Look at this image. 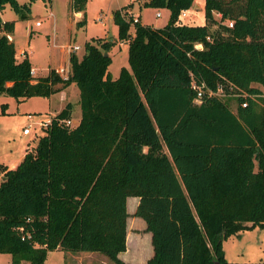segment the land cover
<instances>
[{"label":"trees","instance_id":"1","mask_svg":"<svg viewBox=\"0 0 264 264\" xmlns=\"http://www.w3.org/2000/svg\"><path fill=\"white\" fill-rule=\"evenodd\" d=\"M32 1L0 0V11L8 5L24 18ZM192 1L142 0L168 12L161 27L131 23V3L112 11L131 71L121 67L114 79L115 41L100 37L84 42L80 58L70 53L66 80L31 76L7 37L14 22L0 18V94L21 101L74 83L79 105L75 126L56 123L69 118L66 103L14 168L0 164V253L10 264H43L53 250L128 264L117 257L128 197L150 232L145 264H264L229 262L221 246L264 228V0H203V24H181ZM86 2L70 0V9L83 12ZM192 78L231 84L247 104L241 96L194 103Z\"/></svg>","mask_w":264,"mask_h":264},{"label":"rangeland","instance_id":"2","mask_svg":"<svg viewBox=\"0 0 264 264\" xmlns=\"http://www.w3.org/2000/svg\"><path fill=\"white\" fill-rule=\"evenodd\" d=\"M19 3L27 0H17ZM67 0H53L50 5L47 1L34 0L29 4V10L24 18L18 17L8 5L0 13L1 20H14V28L11 35L15 55L26 53L32 64L34 76H45L49 69L58 66H68V57L74 53L77 58L83 53V44L91 38L100 37L109 39L115 44L109 50L110 61L107 66L108 76L113 79L118 76L119 69L124 67L130 71L127 63V46L117 39V27L112 20V11L126 5L130 0H87L85 9L78 16L68 14ZM131 6L127 14L136 17L139 21L153 27H161L167 21V11L155 10L143 7L142 0L130 1ZM202 0H193L186 17L181 18V24H198L203 19ZM197 7L199 9H197ZM51 12L52 16H48ZM159 12V16H154ZM84 19L82 27H76L75 22ZM218 19V15L215 14ZM40 21L41 25L34 26V21ZM139 23V22H138ZM128 32L132 34V25ZM67 45H78L75 52H67ZM60 79V78H59ZM62 80V79H60ZM63 86L62 89H59ZM58 90L48 96H32L18 101L12 97L0 94V163L18 162L21 160L24 150H32L38 137L43 133L41 121L49 119L51 114L59 110L65 102H70V118H79V105L77 87L69 83L64 86L62 82L54 85ZM233 106V104H231ZM27 115L29 116L27 118ZM27 128L29 133L23 134ZM136 197L126 199V242L127 249L118 254V258L129 264H142L138 261L140 255L139 245L148 244L145 234L142 232L137 219L133 215L135 205L132 204ZM137 234V235H136ZM224 258L229 262H257L264 261V228L254 227L240 232L238 235L229 236L222 241ZM145 253L143 255H145ZM0 264H10V255L0 253ZM44 264H115L102 254L97 252H63L53 250L48 252Z\"/></svg>","mask_w":264,"mask_h":264},{"label":"built area","instance_id":"3","mask_svg":"<svg viewBox=\"0 0 264 264\" xmlns=\"http://www.w3.org/2000/svg\"><path fill=\"white\" fill-rule=\"evenodd\" d=\"M186 12H187V9L181 10L179 12L178 19L181 20V18H183L186 15ZM159 15H160L159 12H155L156 17H158ZM48 16H52V13L49 12ZM136 21H137V19L133 17L131 23H134ZM39 24H40V21H38V20L34 22L35 26H38ZM226 24L228 27H231L232 22L227 20ZM206 39L209 40V37L206 36ZM193 47L195 49H201V44L195 43L193 45ZM78 49H79L78 45H67L66 46L67 52H74ZM49 71H51L53 75H56L58 78H60L62 80H66L68 78V75H69V67L68 66L54 67V68L49 69ZM29 74L31 76L35 77L34 76V70L32 68H30ZM32 81L34 82L35 80H32ZM189 86H190V89L193 91L194 96H195V99L193 100L194 103H198L199 99L202 96H227V97L241 96L242 100L240 102V105H241V107H245L247 104V101L243 97L249 96V95H246V93H244V92L237 91L236 89L233 88V86L231 84H227V91H225L223 85L220 83H217L214 86V88H210V87H207L203 81L198 82L197 80L192 78L190 80ZM250 96H253V95H250ZM259 96H262V94H260ZM27 117H29V116L27 115ZM56 123L57 124L63 123L64 125H66L68 127H73L78 123V121L77 120L75 121L69 117V118H65V119H61V120H56ZM39 124H40V126H42V128L47 127L50 124V117H49V119H47L45 121H41ZM22 133L26 135L29 133V131L27 128H24L22 130Z\"/></svg>","mask_w":264,"mask_h":264},{"label":"crops","instance_id":"4","mask_svg":"<svg viewBox=\"0 0 264 264\" xmlns=\"http://www.w3.org/2000/svg\"><path fill=\"white\" fill-rule=\"evenodd\" d=\"M17 1V0H16ZM52 1L53 0H50L48 3L51 5L52 4ZM130 1H132V2H134L135 0H130ZM129 1V2H130ZM18 2V1H17ZM67 2V11H68V14H72V16L73 15H76V16H78L79 14H80V12H73L71 9H70V0H67L66 1ZM128 2V3H129ZM202 2H203V0H202ZM19 3V2H18ZM22 3H25V2H22ZM87 3V2H86ZM6 6V5H5ZM202 8H203V6H202ZM4 9V8H3ZM2 9V10H3ZM197 9H199L198 7H197ZM1 10V11H2ZM155 10H161V9H155ZM190 10V8H188L187 9V12H186V15H187V13H188V11ZM203 10V9H202ZM1 11H0V13H1ZM202 13H203V11H202ZM167 14H168V12H167ZM186 15L184 16V17H186ZM203 15V14H202ZM133 16V15H132ZM154 16H155V13H154ZM168 16V15H167ZM134 18H136L137 20H138V22L140 23V24H142L140 21H139V15L138 16H134ZM2 21H13L14 22V20H2ZM36 21V20H35ZM34 21V22H35ZM144 24H146V23H144ZM143 24V25H144ZM165 24V23H164ZM163 24V25H164ZM201 24H203V19H202V21L200 22V23H198V24H189V25H201ZM41 25V23L38 25V26H40ZM148 25V24H147ZM162 25V26H163ZM35 26V25H34ZM38 26H36V27H38ZM8 37V39L9 40H11L12 42H13V40H12V37H11V35H8L7 36ZM110 39L112 40V41H114L113 39H112V37L110 36ZM120 43H125L126 44V41H120ZM14 44V43H13ZM75 52V51H74ZM109 52V51H108ZM26 54V53H25ZM108 54V53H107ZM27 56V58H28V60H29V57H28V55H26ZM15 57H16V59H21L22 57H23V53H21L20 54V57H17L16 55H15ZM29 62H30V60H29ZM69 64V63H68ZM30 66H31V68H32V64H31V62H30ZM116 78V77H115ZM114 79V78H113ZM57 84V83H56ZM55 84V85H56ZM71 84H74V83H71ZM63 88V86H61L59 89H62ZM56 90H58V88H56ZM77 94H78V90H77ZM24 100V99H23ZM66 103H70V102H65L62 106H61V108L66 104ZM71 104V103H70ZM60 108V109H61ZM59 109V110H60ZM71 109H72V106H71ZM59 110H57V111H55V113L54 114H56ZM54 114H51L50 115V117L51 116H53ZM71 116V114L69 113V117ZM28 118V117H27ZM72 119V118H71ZM77 121H78V118H77ZM25 153V150H24V152H23V154ZM23 156V155H22ZM19 162V161H18ZM18 162H15V161H11L10 163H7V164H4V163H0V164H3V165H5L7 168H14L15 167V165L18 163ZM0 177H1V173H0ZM136 203H137V198H136V200H134V203L132 204V207L135 205L136 206ZM134 206V207H135ZM127 211V210H126ZM134 212V211H133ZM128 213V212H127ZM137 223L139 224V226H140V228L142 229V232L140 233V234H138L139 236H136V239H139L138 237H140L141 235H143V234H145V236L147 237V240H148V242L150 243V232H148V231H146L145 230V223L144 224H142L138 219H137ZM137 235V234H136ZM139 251H140V255H139V257H138V261H140V262H142V264H145V262H146V260L152 255V247H151V245L150 244H148V250H147V252L145 253V251H146V248H147V246H146V243H143V244H141V245H139ZM126 249H127V242H126ZM125 249V250H126ZM145 253V255H143ZM48 254V253H47ZM47 257V256H46ZM117 257H118V254H117ZM45 261V260H44ZM43 264H44V262H43ZM129 264V263H128Z\"/></svg>","mask_w":264,"mask_h":264},{"label":"water","instance_id":"5","mask_svg":"<svg viewBox=\"0 0 264 264\" xmlns=\"http://www.w3.org/2000/svg\"><path fill=\"white\" fill-rule=\"evenodd\" d=\"M104 55H105V53H104ZM215 264H218L217 262H215Z\"/></svg>","mask_w":264,"mask_h":264}]
</instances>
